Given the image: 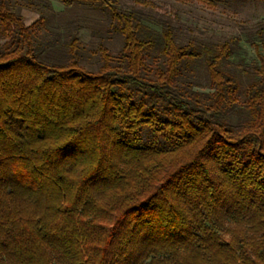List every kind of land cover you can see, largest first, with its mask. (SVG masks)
<instances>
[{"label": "trees", "instance_id": "trees-1", "mask_svg": "<svg viewBox=\"0 0 264 264\" xmlns=\"http://www.w3.org/2000/svg\"><path fill=\"white\" fill-rule=\"evenodd\" d=\"M58 1L104 4L121 47L89 70L72 36L64 63L44 62L42 19L0 0V264H264V51L231 125L229 43L208 49L201 95L181 82L196 51L169 28L152 66L132 14Z\"/></svg>", "mask_w": 264, "mask_h": 264}, {"label": "rangeland", "instance_id": "rangeland-1", "mask_svg": "<svg viewBox=\"0 0 264 264\" xmlns=\"http://www.w3.org/2000/svg\"><path fill=\"white\" fill-rule=\"evenodd\" d=\"M26 25L40 20L37 53L50 64H62L68 56L72 36L79 42V61L89 70L99 67L98 47L104 45L112 53L121 47V38L112 32L104 4L78 2L64 6L58 0H10ZM109 4L134 16L140 34L156 42L147 62L155 66L162 61V32L170 29L180 45L192 44L197 56L182 73L181 82L207 95L211 92L205 66L208 49L229 43L231 55L223 69L240 83L237 103L226 114L225 121L237 125L246 116L245 91L253 78V68L259 65L257 50L264 51L259 26L264 25V3L217 1L209 8L194 0H110ZM2 42V41H1Z\"/></svg>", "mask_w": 264, "mask_h": 264}]
</instances>
